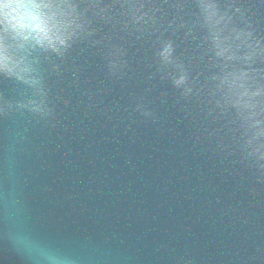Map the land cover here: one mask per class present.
<instances>
[{
    "label": "water",
    "instance_id": "water-1",
    "mask_svg": "<svg viewBox=\"0 0 264 264\" xmlns=\"http://www.w3.org/2000/svg\"><path fill=\"white\" fill-rule=\"evenodd\" d=\"M0 34V264H264V0H0Z\"/></svg>",
    "mask_w": 264,
    "mask_h": 264
},
{
    "label": "clouds",
    "instance_id": "clouds-1",
    "mask_svg": "<svg viewBox=\"0 0 264 264\" xmlns=\"http://www.w3.org/2000/svg\"><path fill=\"white\" fill-rule=\"evenodd\" d=\"M38 7H40V6H38ZM12 23H15V21L13 20ZM12 31H13V29H12L11 27H9V28L7 29V33H8L7 36H10ZM7 36L0 34V39H2V38H4V37H7ZM11 36H12V35H11Z\"/></svg>",
    "mask_w": 264,
    "mask_h": 264
}]
</instances>
